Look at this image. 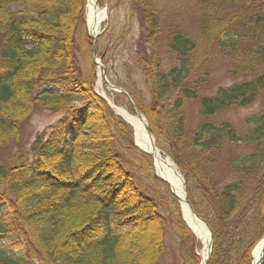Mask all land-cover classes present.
<instances>
[{"label":"trees","instance_id":"1","mask_svg":"<svg viewBox=\"0 0 264 264\" xmlns=\"http://www.w3.org/2000/svg\"><path fill=\"white\" fill-rule=\"evenodd\" d=\"M14 1L35 8L24 4L10 14ZM182 1L199 20V39L172 28L173 60L165 68L157 47L165 2L128 0L143 16L135 51L140 81L113 82L185 178L192 210L212 231L206 264H251V250L264 235V99L246 118L243 135L207 118L264 98V0ZM84 4L0 0V150L17 142L37 107L65 111L47 138L38 133L28 151H14L6 163L0 158V264H161L166 228L181 247L177 264H199L200 243L182 221L178 200L169 191L162 201L157 193L150 197L137 183L134 161L147 156L133 146L129 125L94 91ZM214 46L230 55L228 75L244 79L201 94L210 80L201 66ZM191 99L206 120L188 131L181 109ZM236 142L251 147L229 160L232 179L213 185L207 166L215 152ZM150 178L153 186L159 182Z\"/></svg>","mask_w":264,"mask_h":264},{"label":"rangeland","instance_id":"2","mask_svg":"<svg viewBox=\"0 0 264 264\" xmlns=\"http://www.w3.org/2000/svg\"><path fill=\"white\" fill-rule=\"evenodd\" d=\"M163 2H165V4L163 5V8L160 12L162 28L158 35L157 47L159 57L162 58L165 68H167V65L171 64L173 60L172 54L170 53L167 46L169 31L172 28L177 27L180 31L184 32L185 34H189L192 37L199 39V20L191 11V8H188V6L185 5L182 0H163ZM24 4H27V7L31 11L35 8V5H32L29 2L25 3L23 1H14L8 5L7 9L10 14H18L20 13V11H22V9H24L22 8ZM98 5H100V7L106 8L107 18L102 22L100 26L101 30L100 34L97 36L96 47H99L101 49L100 52L102 53V57L104 56L106 64L102 63V60H100V57L98 56V48L97 56L95 57L96 62L92 59V52L91 59L93 60V63H96V68L94 70L96 75L94 81V91H96V79L99 68L101 71H105L107 79L112 84L113 81L123 83L124 81H127L129 77L135 81L138 80L136 73L137 70L135 51L137 49L136 45L139 40V24L141 23V19L143 18V16H140L139 14V6L135 4L133 6V9L131 10L129 8L128 0H108L103 2V4ZM84 10L85 17L86 6ZM129 10L132 11L131 14L129 13ZM87 32L90 36L88 28ZM98 41L100 42L99 46ZM26 44L28 47H30V43L26 41ZM97 62L100 64V66H97ZM230 64V55L223 51H220L216 46H214L211 52V57L201 66L202 69H208L210 71V80L208 83L201 85V87L199 88L200 93L212 95L216 92L219 87L231 85L234 84V82L236 81L243 80L244 76L231 77L228 75L227 71ZM103 88L105 92L109 96H111V98L118 99V103L129 108L131 107V104L129 103V98L125 94L123 95L114 91H109L108 87L105 85L104 82ZM47 90H56L57 93L59 91V88L53 89L51 86H48L45 90L44 86H39L37 88V91L44 92ZM95 93H97V91ZM97 94L103 97V95H101L100 93ZM117 95L122 96L120 98ZM263 99L264 98L262 96H259L255 102L246 105V107L229 108L224 110V112L215 114L207 119L210 121L215 120L217 122L226 121L232 125V127L235 131L238 132V134L243 135L247 132V129L249 127L246 118L250 115L256 114L262 109L261 107L263 104ZM74 104L79 105V103L77 102H74ZM199 109L200 108L198 100L191 99L187 100L184 103L181 111L185 114L186 129L188 131L194 130L197 125L202 123L203 120H206V118L201 117ZM63 114H65V111H54L50 108L46 109L37 107L34 112L28 117L29 119L27 120V122L21 127L22 130L17 142L13 141L11 144L7 145L5 149L0 150V158L3 163H6L7 157L14 151H28L31 143L34 141L38 133L43 134V136L47 138L51 127L55 126L56 123L60 121V118H62ZM130 136L132 144L134 146L132 128ZM250 147L251 145L249 143L246 144L245 142H236L227 145L221 152H215L217 156L215 162H212L210 165L207 166L212 184L215 186L222 185L227 181L231 180L233 175L228 164L229 160L237 156L246 154ZM159 150L161 151L163 156L170 158V156H168L164 151H162L161 149ZM146 156V158L143 157L144 160H142V157L140 159L138 157L134 161V163L136 164L134 169L137 183L140 184V186L143 190H145L148 196L151 197L157 193L158 200L162 201V199L165 198L167 191L170 192V190L168 189L167 185L160 180H158L159 182L155 183V186H153L154 183L150 178V176L154 177L153 158L148 155ZM170 159L172 160V158ZM177 168L180 172L179 167ZM180 174L182 176L181 172ZM163 213L167 216V213ZM180 215L182 219V211ZM164 233L165 244L167 245V252L166 254H164L161 264H177L179 256L178 253L181 250L180 244L178 243V241L173 239L171 233L167 228L165 229ZM197 249L199 251L200 245Z\"/></svg>","mask_w":264,"mask_h":264},{"label":"bare ground","instance_id":"3","mask_svg":"<svg viewBox=\"0 0 264 264\" xmlns=\"http://www.w3.org/2000/svg\"><path fill=\"white\" fill-rule=\"evenodd\" d=\"M86 24L92 37L99 35L102 22L107 18L104 7L98 5V0H86ZM103 82L108 87L109 91H115L103 79V72L98 69L96 79V91L103 95L108 103L112 106L115 112L119 113L121 119L132 127V136H134V144L146 151L150 157L153 158L154 174L165 179L169 189L176 195V199L180 204V211H182L183 221L186 222L189 230L194 234L198 243H200L199 264H205L209 255L210 231L205 222L202 221L196 213L190 209L186 199V188L184 186L183 177L173 161L162 155L158 147L153 142L151 135L148 134L146 128V119L139 115L134 107L129 108L122 104L116 103L111 96H109L104 88ZM262 241L260 240L253 247V259H257L261 253Z\"/></svg>","mask_w":264,"mask_h":264},{"label":"water","instance_id":"4","mask_svg":"<svg viewBox=\"0 0 264 264\" xmlns=\"http://www.w3.org/2000/svg\"><path fill=\"white\" fill-rule=\"evenodd\" d=\"M97 37V36H96ZM96 37H93L94 38V44H93V55H92V59L93 60H95V57L97 56V49H96ZM95 62H96V60H95ZM104 71V70H103ZM112 89H114L116 92H119V93H124V91H122V90H120L119 88H117L116 86H114V85H109ZM104 99L106 100V98L104 97ZM106 103L107 104H109L108 103V101L106 100ZM131 103H132V101H131ZM109 106H110V108L112 109V111L113 112H115V110H113V108H112V106L109 104ZM133 107H134V109L137 111V113H139V115H142V113H140L139 111H138V109L134 106V103H133ZM116 114H118V115H120L119 113H117V112H115ZM121 116V115H120ZM122 117V116H121ZM146 128H147V132H148V134L149 135H151V133H150V131H149V129H148V124L146 123ZM151 137H152V139H153V142L155 143V139H154V137H153V135H151ZM135 145V144H134ZM136 146V145H135ZM137 147H139V146H137ZM140 148V147H139ZM140 150H142L145 154H147V155H149L146 151H144L143 149H141L140 148ZM156 176V175H155ZM157 177V176H156ZM161 180H163L164 182H166L165 181V179H163V178H160ZM183 181L185 182V180H184V177H183ZM167 183V182H166ZM171 193H172V191H171ZM172 195H174L175 197H176V195L174 194V193H172ZM187 203H188V205H189V207H190V209L192 210V208H191V206H190V204H189V202H188V200H187ZM193 211V213H195L194 212V210H192ZM182 220H183V218H182ZM203 221V220H202ZM205 222V221H204ZM206 224V223H205ZM206 226L208 227V225L206 224ZM208 230L210 231V229H209V227H208ZM262 247H261V253H260V256L257 258V259H253V255H252V259H251V264H262L263 262V259H264V236L262 237ZM210 242H211V245H210V247H209V255H208V258H209V256H210V251H211V247H212V231H210ZM252 253H253V251H252ZM207 261H208V259H207ZM207 261L205 262V264L207 263Z\"/></svg>","mask_w":264,"mask_h":264}]
</instances>
